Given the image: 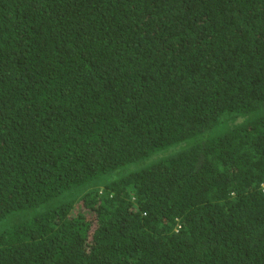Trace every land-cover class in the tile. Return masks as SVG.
I'll return each instance as SVG.
<instances>
[{
	"label": "trees",
	"instance_id": "16d2710c",
	"mask_svg": "<svg viewBox=\"0 0 264 264\" xmlns=\"http://www.w3.org/2000/svg\"><path fill=\"white\" fill-rule=\"evenodd\" d=\"M0 264H264V0H0Z\"/></svg>",
	"mask_w": 264,
	"mask_h": 264
},
{
	"label": "clouds",
	"instance_id": "9594fccd",
	"mask_svg": "<svg viewBox=\"0 0 264 264\" xmlns=\"http://www.w3.org/2000/svg\"><path fill=\"white\" fill-rule=\"evenodd\" d=\"M180 229V227L177 229V231Z\"/></svg>",
	"mask_w": 264,
	"mask_h": 264
}]
</instances>
